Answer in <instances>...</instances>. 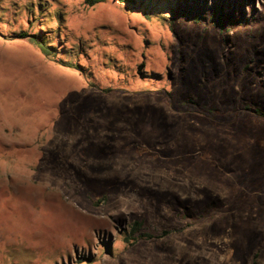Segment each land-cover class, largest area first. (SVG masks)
I'll use <instances>...</instances> for the list:
<instances>
[{
  "label": "rangeland",
  "instance_id": "rangeland-1",
  "mask_svg": "<svg viewBox=\"0 0 264 264\" xmlns=\"http://www.w3.org/2000/svg\"><path fill=\"white\" fill-rule=\"evenodd\" d=\"M242 1L221 26L213 0H0V264H264V0Z\"/></svg>",
  "mask_w": 264,
  "mask_h": 264
},
{
  "label": "trees",
  "instance_id": "trees-1",
  "mask_svg": "<svg viewBox=\"0 0 264 264\" xmlns=\"http://www.w3.org/2000/svg\"><path fill=\"white\" fill-rule=\"evenodd\" d=\"M106 0H86V3L89 6H94L100 3L105 2ZM119 2H129V3H133L136 0H118ZM197 2H195V6L193 7V4H190L188 10L191 12L192 9H197L198 11H200V13L204 12L205 9H207V4L205 2V4H203V6L198 2L199 0H196ZM221 1V5L219 4V2ZM225 1L226 0H213V3H215V5L209 10V15H213L216 14L218 15V22L221 24V26H224V24L231 20L234 21V19H236V13L235 10L237 9L238 13H241V16H244V1L241 0V3L239 2L237 4V1L234 0H230L228 2V9H226L227 7H225ZM223 3V4H222ZM180 1L177 3V6H180ZM186 6H188L189 4L185 3ZM207 11V10H206ZM241 19V18H240ZM20 37H28L26 34H21ZM31 42L33 44H35L40 51L45 55V56H51L52 55V50L51 48L46 45L42 40L40 39H36V38H32ZM137 226L139 225V223L136 224Z\"/></svg>",
  "mask_w": 264,
  "mask_h": 264
}]
</instances>
